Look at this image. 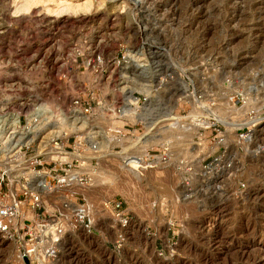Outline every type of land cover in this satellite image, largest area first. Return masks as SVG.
Segmentation results:
<instances>
[{
    "label": "rangeland",
    "instance_id": "374dc122",
    "mask_svg": "<svg viewBox=\"0 0 264 264\" xmlns=\"http://www.w3.org/2000/svg\"><path fill=\"white\" fill-rule=\"evenodd\" d=\"M17 2L0 0V107L22 99L49 107L50 92L53 108L64 106L92 81L76 70L85 56L78 51L146 45V58L165 56L173 76L166 130L183 132L155 144L136 132L113 141L122 151L99 155L139 163L142 176L107 159L101 165L117 173V186L93 178L88 167L99 161L86 165L92 181L84 198L96 233L70 234L58 264H264V0H94L76 14L41 5L19 12ZM157 44L164 56L153 53ZM148 145L167 148V164L146 167ZM130 148L134 159L126 161ZM112 201L122 204L126 224L104 210ZM0 264H14L12 256Z\"/></svg>",
    "mask_w": 264,
    "mask_h": 264
},
{
    "label": "built area",
    "instance_id": "2783aa9c",
    "mask_svg": "<svg viewBox=\"0 0 264 264\" xmlns=\"http://www.w3.org/2000/svg\"><path fill=\"white\" fill-rule=\"evenodd\" d=\"M154 49L164 56L161 44ZM145 50L149 47L140 45L109 54L102 44H91L86 52L78 51L85 56L76 70L82 69L80 76L89 73L92 81L68 95L64 106L49 108L44 99L28 106L22 99L16 107H0L1 159L14 163L13 169L0 168V240L17 242L15 264H58L70 234L95 235L84 198L92 178L82 172L87 164L97 165L89 156L121 152L114 140L134 137L135 132L144 140L156 139L161 128H167L171 115L165 100L173 76L165 56L147 59ZM50 149L55 159L47 158ZM133 152L134 148L128 150L126 161L134 159ZM61 153L75 155L61 160ZM144 153L146 167L167 164L165 147L152 145ZM103 206L116 214L118 226L119 217L122 224L128 222L126 215L119 216L121 203Z\"/></svg>",
    "mask_w": 264,
    "mask_h": 264
},
{
    "label": "bare ground",
    "instance_id": "6f19581e",
    "mask_svg": "<svg viewBox=\"0 0 264 264\" xmlns=\"http://www.w3.org/2000/svg\"><path fill=\"white\" fill-rule=\"evenodd\" d=\"M75 1V2H74ZM20 6L19 7H17L18 8V10H19V12L20 11H28L31 7H33V6H35L36 7V5H41L42 7H43V10H45L47 7H49V6H52V7H54V8H50V9H48V11H50V12H62V11H67V12H69V13H72V14H76V13H81V12H86V11H88L93 5H94V0H85V1H83V2H79L78 0H73L72 2H71V0H18V2H17ZM56 8V9H55ZM53 9H55V11L53 10ZM53 10V11H52ZM87 74V73H86ZM89 74V73H88ZM91 76V75H90ZM91 78H92V76H91ZM92 80V79H91ZM244 97V96H243ZM48 98H49V100L50 101H48V103L50 104V105H48L50 108H53L54 107V103H56L57 102V100H56V98L52 95V93L50 92L49 94H48ZM65 98H67V97H65ZM63 99V98H62ZM249 100V98L246 100V101H248ZM61 102H63L62 100H61ZM63 103H65V99H64V102ZM45 106H47V105H45ZM174 122V121H173ZM168 125H170V123L169 124H167V126ZM176 125V124H175ZM168 128V127H167ZM181 129L182 128H180V126L179 125H176V126H172V124H171V126L169 127V129H167L166 130V128H165V130L166 131H163V132H161L162 133V135H161V137L160 138H156V139H154L151 143L149 142V144H155L157 141H161V142H164L165 140H167V139H169L168 140V142L171 140V141H173V139H174V141L176 140V138L178 137V136H180V137H182V134L181 133H183L182 131H181ZM184 130V129H183ZM161 131H162V129H161ZM160 133V134H161ZM185 136V135H184ZM132 138V137H131ZM141 138L142 139H144V136L142 137L141 136ZM187 138V137H186ZM124 139V137L123 138H120L119 139V142L121 141V140H123ZM146 139H151V138H146ZM116 143L115 144H117L118 142H117V140H114ZM125 141H127V140H125ZM132 142H133V140H131ZM137 141V140H136ZM177 141V140H176ZM129 143V142H128ZM177 143V142H176ZM122 144V143H121ZM174 145L175 143H173V142H170V145ZM149 146V145H148ZM58 150V149H57ZM127 151V149L125 148V149H123V152H126ZM49 152V151H48ZM63 156H59V157H61V158H59V159H61V160H66V159H69L68 158V156L69 155H66L65 153L63 154V153H61ZM70 155H72V154H70ZM124 155V154H123ZM143 155H145L144 153H143ZM54 157H50V156H48V154H47V158H52V159H55L56 158V152H55V154L53 155ZM141 156V155H140ZM111 157V158H110ZM120 157L122 158V157H124V156H122V155H120ZM108 159V161H110L111 162V160H118L119 161V154H112L111 156H109V157H102V156H100V155H98V157H97V161H99L98 163V167H97V169L95 170L93 167H88L91 171H94V175H93V178L95 179V180H97V183H99V182H102V183H104V184H110L111 186H117V184L115 183L116 181H119L118 179H119V177L117 176V173H110V172H108V168H106V169H104L103 167H102V165H101V163H106L107 160ZM121 160V159H120ZM117 161V162H118ZM1 164L2 165H4V167H1ZM0 164V168H2V169H6V168H8L9 166H10V168L11 169H13V166H14V163L13 162H8V161H6L5 159H3V161H2V163ZM110 164V163H109ZM113 164V163H112ZM118 164V167L120 168V170L121 171H123V172H126L127 174H131L132 176H134V177H137V178H140V177H142L141 176V173H138V171L136 170V165H138L139 163H137V164H134L133 166H127V165H125L124 163H121L120 161H119V163H117ZM116 165V164H115ZM143 165V164H142ZM108 167V166H107ZM135 167V168H134ZM82 172H88V171H85V170H83ZM114 177H116V178H114ZM92 186H93V184H92ZM89 190H90V186H89V188H88ZM87 189V190H88ZM87 193V191L84 193V194H86ZM258 198V197H257ZM52 200H53V198H52ZM21 219L22 218H20L19 220H18V223H20L21 225H22V223H21ZM17 226V225H16ZM15 226V227H16ZM202 227V226H201ZM16 230L18 231V227H16ZM19 240H21V237L19 238ZM17 249H18V247H17V242L15 241V240H10V241H5V240H0V261H2L3 259H5V258H9V257H11L12 256V259H13V262H14V264L16 263V255H17ZM261 251H264V247L263 248H259ZM256 251V250H255ZM256 261V260H255ZM263 262V261H262ZM2 263V262H1Z\"/></svg>",
    "mask_w": 264,
    "mask_h": 264
}]
</instances>
